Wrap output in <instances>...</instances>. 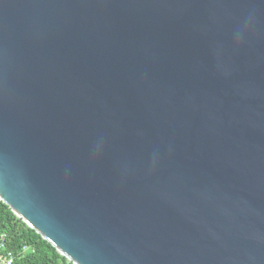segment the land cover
Here are the masks:
<instances>
[{
    "label": "water",
    "instance_id": "water-1",
    "mask_svg": "<svg viewBox=\"0 0 264 264\" xmlns=\"http://www.w3.org/2000/svg\"><path fill=\"white\" fill-rule=\"evenodd\" d=\"M0 201L73 264H264V0H0Z\"/></svg>",
    "mask_w": 264,
    "mask_h": 264
},
{
    "label": "trees",
    "instance_id": "trees-1",
    "mask_svg": "<svg viewBox=\"0 0 264 264\" xmlns=\"http://www.w3.org/2000/svg\"><path fill=\"white\" fill-rule=\"evenodd\" d=\"M7 235V246L17 257L16 264H73L36 230L21 221L0 201V234Z\"/></svg>",
    "mask_w": 264,
    "mask_h": 264
},
{
    "label": "built area",
    "instance_id": "built-area-1",
    "mask_svg": "<svg viewBox=\"0 0 264 264\" xmlns=\"http://www.w3.org/2000/svg\"><path fill=\"white\" fill-rule=\"evenodd\" d=\"M16 255L7 246V235L0 234V264H16Z\"/></svg>",
    "mask_w": 264,
    "mask_h": 264
}]
</instances>
